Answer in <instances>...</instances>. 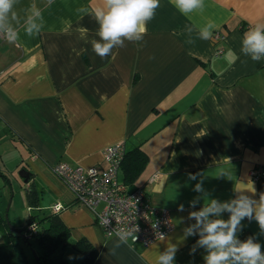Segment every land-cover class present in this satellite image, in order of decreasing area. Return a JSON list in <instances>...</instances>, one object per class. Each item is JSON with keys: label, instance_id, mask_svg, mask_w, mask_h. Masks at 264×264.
Segmentation results:
<instances>
[{"label": "crops", "instance_id": "0c3cea01", "mask_svg": "<svg viewBox=\"0 0 264 264\" xmlns=\"http://www.w3.org/2000/svg\"><path fill=\"white\" fill-rule=\"evenodd\" d=\"M101 5L102 0H52L50 5L16 0V18L10 14L7 25L17 39L9 42L0 30V142L23 148L25 182L38 192L29 211L35 208L40 218L57 215L69 230L66 245L47 256L51 262L60 252L58 260L80 264L82 255L73 244L85 239L98 252L92 264H155L169 244L178 248L173 264H205L204 248L190 254L199 235L183 238L195 224L189 214L206 200L235 199L236 189L249 183L256 191L247 194L254 199L264 193V181L249 178L254 165L264 164V57L253 61L241 51L244 34L264 23V0H204L203 9L187 17L170 0H160L144 39L124 40V47H114L103 59L92 48L99 37L90 14ZM30 19L42 25L31 36ZM209 23L216 25L212 31L227 33L219 56L211 39L200 38ZM117 141L148 157L133 182H126L122 166L119 180L130 189L141 187L154 205L168 209L174 225L172 233L146 247L106 237L92 212L74 202L50 168L60 161L102 168V149ZM221 170L227 175H219ZM198 172L203 192L194 190L200 177L188 178ZM56 202L65 207L52 213ZM180 205L184 211H178ZM46 224L38 223V232ZM241 224L238 238L254 237L264 252L255 219ZM68 247L79 253L72 261L64 256ZM20 248L27 255L24 264H38L28 247ZM39 248L43 255L46 249Z\"/></svg>", "mask_w": 264, "mask_h": 264}, {"label": "clouds", "instance_id": "9594fccd", "mask_svg": "<svg viewBox=\"0 0 264 264\" xmlns=\"http://www.w3.org/2000/svg\"><path fill=\"white\" fill-rule=\"evenodd\" d=\"M52 0H48L49 5ZM16 0H0V30L6 31L9 42L17 39V32L7 25L9 15L13 19L16 13L13 11ZM174 8L183 16L202 10L204 0H170ZM160 7V0H102V5L91 9V15L98 24L96 35L98 40L92 41V48L101 59L112 54L114 47H124V40L141 41L147 34V24ZM78 11H88L81 8ZM35 17H40V12L35 13ZM29 26L26 32L29 36L33 31H39L42 25H38L34 19L28 21ZM216 25L209 23L200 30V38L209 40L213 36L212 29ZM241 51L249 55L253 61H259L264 57V23L257 24L244 34ZM219 175H227L223 170ZM200 177V181L195 185V191L203 192V173L188 174L190 180ZM238 195L229 202L220 203L215 199L206 200L204 206L199 211L189 214V219H194L192 224L184 231V239L190 235H199L197 244L190 250L194 254L197 247L206 250L204 256L205 264H264V252L259 242L250 236L244 241L238 238V233L243 230L241 221L255 219L260 228V235H264V193L259 195V200L253 198L255 193L252 183L246 187L236 189ZM199 203V198L190 202L191 207ZM178 211H184L180 205ZM222 212L229 213L227 220L220 218ZM139 232L138 226L133 230H122L116 232L120 242L128 243V237L133 242L138 239L135 233ZM164 234L161 233V239ZM120 246L119 243L112 249ZM178 248L174 244H169L164 252L156 256L155 264H173L175 253ZM73 259V257H69Z\"/></svg>", "mask_w": 264, "mask_h": 264}, {"label": "built area", "instance_id": "2783aa9c", "mask_svg": "<svg viewBox=\"0 0 264 264\" xmlns=\"http://www.w3.org/2000/svg\"><path fill=\"white\" fill-rule=\"evenodd\" d=\"M213 32L211 43L214 54L219 56L224 52L227 33L222 28ZM126 145L117 141L102 149L104 167H84L70 165L60 161L52 165L51 171L73 194L74 202L90 210L94 221L106 237L120 239L116 232L133 230L138 239L133 242L128 237V244L148 246L174 230L168 209L154 205L150 196L141 187L130 189L118 178V172L126 154ZM252 181H264V164L254 165L249 170ZM65 206L56 202L50 206L52 213L60 212ZM36 220L30 219L25 227L27 239L38 232Z\"/></svg>", "mask_w": 264, "mask_h": 264}, {"label": "trees", "instance_id": "16d2710c", "mask_svg": "<svg viewBox=\"0 0 264 264\" xmlns=\"http://www.w3.org/2000/svg\"><path fill=\"white\" fill-rule=\"evenodd\" d=\"M147 155L139 148L127 151L122 162V169L126 182L135 180L147 162ZM32 217V216H30ZM44 225L40 232L33 235L35 241L46 249L43 255L36 256L38 264H68L63 259L51 262L47 256L55 252L57 248L64 247L69 236V230L57 215H48L39 218L37 222ZM0 233L3 241L0 243V264H24L27 262L26 253L16 241V235L8 227L6 220L0 215ZM25 240V239H24ZM31 247L33 244L25 240ZM73 248L82 255L80 264H92L97 256V250L85 239L78 240ZM36 252V251H35Z\"/></svg>", "mask_w": 264, "mask_h": 264}, {"label": "rangeland", "instance_id": "374dc122", "mask_svg": "<svg viewBox=\"0 0 264 264\" xmlns=\"http://www.w3.org/2000/svg\"><path fill=\"white\" fill-rule=\"evenodd\" d=\"M20 147L18 144L8 143L4 145L0 142V214L7 224L21 231V236H17L16 241L23 249L28 247L30 255L36 259L39 252H42L39 244H36L34 237L30 236L28 241L33 244L32 248L24 240V237L26 236L25 227L29 222L30 215L36 221L40 218V214L35 208H32V211H29L28 208L31 197L36 196L38 192L34 191V186L25 182L24 177L21 175L28 164H22L21 154H23V148ZM58 254L60 256V252H58L51 257L54 262L58 260ZM74 255L79 256V253L72 247H68L64 253L66 259H69L70 256L74 257Z\"/></svg>", "mask_w": 264, "mask_h": 264}, {"label": "water", "instance_id": "95a60500", "mask_svg": "<svg viewBox=\"0 0 264 264\" xmlns=\"http://www.w3.org/2000/svg\"><path fill=\"white\" fill-rule=\"evenodd\" d=\"M21 175L24 177L25 181H27V179L29 178V174H28L27 172H25V171H22V174H21ZM8 227H9L10 231H11L12 233H14L16 236H21V231L16 230L15 228H13L12 226H10L9 224H8ZM18 234H19V235H18ZM24 239H25V240H28L26 236L24 237ZM2 241H3V239H2V235H1V233H0V243H1Z\"/></svg>", "mask_w": 264, "mask_h": 264}]
</instances>
